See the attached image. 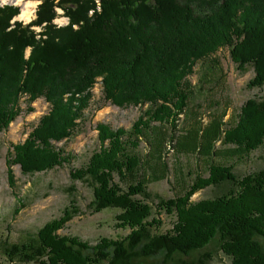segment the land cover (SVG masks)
Masks as SVG:
<instances>
[{
    "label": "trees",
    "instance_id": "16d2710c",
    "mask_svg": "<svg viewBox=\"0 0 264 264\" xmlns=\"http://www.w3.org/2000/svg\"><path fill=\"white\" fill-rule=\"evenodd\" d=\"M99 2L97 10L96 0H42L28 24L18 19L10 23L21 13L19 6H0V130L22 112L23 96L29 110L41 97L49 104L28 137L11 145L6 160L11 186L13 165L33 174L69 163L73 154L55 148L54 142L71 138L79 127L97 77L111 104H148L130 129L98 122L100 148L70 175L95 182L98 209L120 206L118 226L129 232L95 243L61 235L59 229L72 215L66 209L59 219L42 225L35 240L0 243L1 256L13 264H209L210 252L184 257L218 237L227 264H264L258 238L264 237V167L239 176L232 164L212 161L242 159L264 145V97L247 99L226 129L215 118L204 127L195 124L175 142L165 126L175 125L188 105L194 65L220 48H230L239 71L253 66L247 87L264 85V0ZM58 7L69 17L66 25L53 23ZM143 141L149 144L145 157L136 152ZM217 141L233 146L217 148ZM169 147L211 161L207 175H196L174 198H159L158 210L175 217L170 229L159 232L163 222L147 202V185L166 178ZM210 186L221 189L216 197L190 202L195 192ZM158 254V262L146 261Z\"/></svg>",
    "mask_w": 264,
    "mask_h": 264
},
{
    "label": "rangeland",
    "instance_id": "374dc122",
    "mask_svg": "<svg viewBox=\"0 0 264 264\" xmlns=\"http://www.w3.org/2000/svg\"><path fill=\"white\" fill-rule=\"evenodd\" d=\"M14 4V0H9ZM57 9H60L59 7ZM22 4L20 5V12ZM56 12H58L56 10ZM35 15V13H34ZM66 18L62 11L54 19L55 25L66 24ZM20 20V19H18ZM40 29V27H36ZM230 48H220L214 55L206 57L194 65V73L190 76L193 85L188 105L184 112L176 119L175 125L165 124L176 142V136L185 134L194 128L195 124L204 127L212 119L221 118L222 128L226 129L238 119L240 108L249 98L259 99L264 97V85L259 87H247V81L253 74V66L246 67L244 72L237 69V64L230 58ZM96 87V88H94ZM101 77L92 88L93 98L90 101L86 114L81 119L79 127L74 131L71 138L60 142H54L57 149L71 152L72 158L64 166L50 170L24 174L20 165L12 166L15 175L14 185H9L7 174L8 153L13 148L12 144L22 142L28 137L29 132L38 124L41 114L49 111V104L44 97L36 99L29 110L26 96L20 99L22 112L8 125L0 130V243L21 244L27 240H35L38 229L46 222L59 219L64 210H69L71 218L64 222L59 234L78 236L83 241L95 243L101 237L122 238L129 229L118 226L116 215L122 211L117 206H109L98 209L92 190L93 182L89 177L75 179L71 177V171L87 165L90 155L100 148L96 126L98 122L110 124L113 128L124 127L130 129L133 122L140 116L148 104L140 106L118 107L107 101L102 95ZM150 124L158 125V122ZM174 142V143H175ZM233 145H223L217 141V148H227ZM149 144L141 142L136 152L145 157L148 153ZM165 161L169 166L166 178L147 185L148 193L151 194L147 202L153 207V214L163 222L159 226V232H164L173 226L174 214H167L165 210L159 211L155 205L159 198H174L182 189L191 183L196 175H207V159L197 153L174 152L169 147ZM225 164H232L236 174L244 175L257 171L264 167V145L252 150L244 158H214ZM116 181L119 178L115 177ZM120 181V180H119ZM125 187L124 184H122ZM125 189V188H124ZM221 189L215 186L206 187L195 192L190 202L213 198ZM140 197V196H139ZM158 214V215H157ZM264 245V237L259 236ZM219 238L216 237L205 248L185 256L186 259H194L203 252H210L212 259L209 264H227V255L219 249ZM3 264H13L6 256H1ZM160 255L147 258L149 263H156ZM14 264H36V261H15Z\"/></svg>",
    "mask_w": 264,
    "mask_h": 264
},
{
    "label": "clouds",
    "instance_id": "9594fccd",
    "mask_svg": "<svg viewBox=\"0 0 264 264\" xmlns=\"http://www.w3.org/2000/svg\"><path fill=\"white\" fill-rule=\"evenodd\" d=\"M97 2V10H100V2L99 0H96ZM9 0H0V6L8 4ZM24 4V9L22 10L20 16L13 17V21L10 23L15 22V20L20 19L23 21V23L28 24L31 22L32 19H35L34 10L35 8L42 3V0H14V6H20L21 4ZM58 12L61 11V9H56ZM91 14V13H90ZM39 31V29H37Z\"/></svg>",
    "mask_w": 264,
    "mask_h": 264
},
{
    "label": "bare ground",
    "instance_id": "6f19581e",
    "mask_svg": "<svg viewBox=\"0 0 264 264\" xmlns=\"http://www.w3.org/2000/svg\"><path fill=\"white\" fill-rule=\"evenodd\" d=\"M24 9V4L22 3V10ZM22 10H21V12H22ZM35 13V12H34ZM21 14V13H20ZM20 14H19V16H20Z\"/></svg>",
    "mask_w": 264,
    "mask_h": 264
}]
</instances>
